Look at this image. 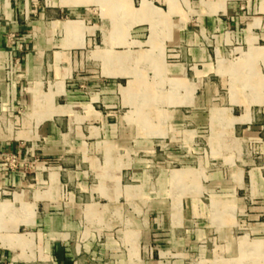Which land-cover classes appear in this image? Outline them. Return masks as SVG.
<instances>
[{
  "label": "crops",
  "instance_id": "obj_1",
  "mask_svg": "<svg viewBox=\"0 0 264 264\" xmlns=\"http://www.w3.org/2000/svg\"><path fill=\"white\" fill-rule=\"evenodd\" d=\"M36 1L0 0V151L23 157L44 137L46 157L59 158L65 128V142L75 145L67 162L58 160L47 172H36L35 188L24 170H9L0 156V264H186L169 254L179 255L186 245L199 250L198 242L214 230L228 239L233 212L246 207L239 190L249 182L264 196L261 168H234L228 163L233 155L218 151L224 138L233 141L239 134L248 158L251 148L264 158V0H247L241 14L240 0L183 3L191 1L199 21L221 32L215 56L220 58L218 52L230 45L245 49L240 60L226 61L218 71L241 80L235 91L239 115L224 114L213 102L216 87L207 81L213 54L203 49L197 29L188 26L178 0H140V6L136 0H110L93 25L88 6L94 0H53L33 7ZM123 14L128 26L117 21ZM108 16L109 35L103 29ZM96 35L112 48L122 43L148 48L99 51L101 69L94 76L109 81L93 96H79L69 82L78 50ZM177 46L194 63L193 79L185 74L181 55L170 54ZM201 60L202 67L197 65ZM47 64L56 77L43 93ZM18 72L26 74L31 91L17 83ZM214 73L213 78L219 76ZM29 103L39 111V129L24 125L10 135L4 116ZM77 103L84 110L79 118L70 114ZM100 104L125 108L128 120L107 118L96 111ZM187 110L192 111L190 129ZM123 125L146 150L153 149L152 141L170 138L173 146L183 143L194 151L172 149L169 156L181 167L161 171L155 181L133 148L129 153L117 149V143H126L116 135ZM217 156L222 161L213 168L210 159ZM74 183L83 189V203L73 192ZM249 211L253 238L229 247L221 264H264V202Z\"/></svg>",
  "mask_w": 264,
  "mask_h": 264
},
{
  "label": "rangeland",
  "instance_id": "obj_2",
  "mask_svg": "<svg viewBox=\"0 0 264 264\" xmlns=\"http://www.w3.org/2000/svg\"><path fill=\"white\" fill-rule=\"evenodd\" d=\"M95 2L88 6L91 19V25L98 24L100 22L99 19V11L100 10H108V3L111 2L110 0H94ZM181 3V6L183 7L184 0H178ZM247 0H240L239 5V12L240 14L245 12L247 10L246 5ZM53 3V0H37L35 4H33V7H38L39 5L43 4L51 5ZM136 6H140V0H136ZM185 13L188 14V26H194L198 33L200 34L204 44L203 49L207 54H213L212 58L210 59L213 67L211 73L212 78H208L207 81H212L216 87V93L214 96L213 102L217 104L216 106L218 108L224 109V114H235L239 115L242 110L238 108L235 104L237 95L235 94V91L238 86L241 87V80L236 78H233L231 75L230 77L225 73H220L219 67L221 65H224L226 61H236L240 60L241 56L243 54V49L241 44L236 45H230L226 46L224 49H222V52L220 53V58L215 56L213 53L216 49V52L218 51L217 46L220 43V34L221 32H212L210 31L206 25L201 23L199 21V14L195 11V7L193 6V3L186 2L185 6L183 7ZM182 10V11H183ZM183 11V12H184ZM226 17V16H225ZM105 20L106 26H103V29H105V32L107 35H109L110 31V20ZM111 18V17H110ZM227 18H231L230 16H227ZM113 19V16H112ZM117 21H121V26H128V17L126 14L121 15L120 19ZM142 21V20H141ZM127 23V24H126ZM138 26H147L144 23H139ZM137 26V25H133ZM155 26H161L160 23H156ZM112 33V32H111ZM125 32L123 31V36ZM97 37V35H96ZM124 39V37H123ZM123 42V41H122ZM105 42L103 44L101 42V39L97 37L94 42H92L90 45H87L81 49L78 50L79 55V63L75 65V72L70 80L69 83H71V88L78 92L79 96H82L83 94L86 96H93L96 92H98L101 89L100 84L107 83L109 80H107L106 77L103 76H94L96 75L97 71L101 69V66L99 65L97 61V55L99 51H104L108 49H114L118 52L125 51L127 49H139L148 48L146 45L139 44L135 45L133 47H128L129 44L122 43L121 47L112 48L108 46V43ZM138 46V47H137ZM175 50H171L170 54L177 53L180 54L182 57V64L183 68L185 70V74L189 76L191 79L193 77L190 75V68L193 67L194 63L192 60H189L187 58L186 52L184 50L183 46H177L173 48ZM245 50V49H244ZM82 57L84 58V64H82ZM205 60H201L200 62H197V65L202 67L204 65ZM152 71V70H150ZM211 71V72H212ZM216 72L219 74L217 77L214 75ZM150 75L154 77V74L152 72H149ZM17 83L22 87V89L26 92L31 91L30 85L28 84L26 74L24 72H18L17 73ZM56 73L53 69L50 68V66L47 64L45 72L43 74V86L41 88L42 92H48L49 88L52 87L53 81L55 80ZM151 80V79H150ZM206 81V82H207ZM125 85V83H123ZM70 88V87H69ZM70 88V89H71ZM241 89V88H239ZM78 104V103H77ZM79 106H73L70 109V114H74L75 117L79 118L81 114L83 113V109L81 108L80 104ZM96 111H99L100 114L106 116L107 118H110L113 121H123L126 122L128 120V111L125 108H116V109H110L106 108L105 106H95ZM220 112V111H218ZM262 114V110L259 111ZM192 111L187 110L186 111V121L185 125L187 129H190L193 127L192 119L189 117L191 115ZM222 113V112H221ZM230 114V115H231ZM7 116H4L3 121L5 123V126L7 127V130L9 131L10 135H15L18 130L21 127H24V125L28 126L26 129L34 130L39 129L40 124L36 121L39 119V111H34L31 108V103L27 104L26 106L19 107L16 111H10L6 113ZM226 116V115H224ZM223 117V115H222ZM40 122V120H39ZM30 126V127H29ZM69 130L66 128L61 132L62 141L60 142L61 146V153L59 154V158H56L57 156H54L52 158L46 157V147H47V141L44 139V137L38 138L34 149L30 151L25 156H20V154L17 151H11V150H5L0 151V156L2 160L5 162L9 170H24L26 173V179L29 186L35 188L37 186V177L36 172L43 171L47 172L48 168L51 167V165H57V161L61 160L62 162H67L70 158V152L72 151L71 147H73L75 144L72 142L67 143L65 142L64 135L68 133ZM133 132V130L130 127L118 126L116 128V135L117 138L125 139L126 143H117V149L119 151H122L123 153L126 152V150L131 152V148L134 149L133 155L136 158L142 159L144 168L150 173V177L156 181L158 179L159 173L163 170L171 171L177 168L181 167V164L178 160L173 159L169 156V152L172 151V149H181L186 150L188 152L194 151L193 148H189L187 145L183 143H178L176 145H172V142L170 141V138L164 139V140H154L152 141V147L151 150H146L145 148H141V145L139 144V138L138 137H131L130 134ZM264 132V130H263ZM240 133V132H239ZM116 138V139H117ZM235 140L229 141L230 138H224L221 143H219V155L225 156L227 155H233L232 158L228 160V163H230L234 168H246V170H249L253 167H259L264 171V158L261 154L253 152L252 148L251 151L249 150L250 158L247 157V155L244 152V149H242V143L240 139V135L234 137ZM228 140V141H226ZM26 145H32V144H26ZM202 150L206 153V145H201ZM208 156L210 158V153H208ZM216 159H210V166L215 168L218 167L222 159L221 157H214ZM76 163H74V167H76ZM130 180V177H128ZM247 182L238 192V196L243 200L245 208H237L235 212H233L232 218L234 219L233 223L229 225L228 232H229V238L225 239L219 236V233L215 230L205 236L202 240L198 242L199 250L195 251V249L192 247V245H186L181 253L178 255L176 251L169 254V257H181L185 261L186 264H213L214 261H216V264H221L222 260L225 259L226 251L229 247L235 246L237 247L240 242L244 240H250L253 238L252 234V228H251V219H250V208L256 206L258 202H264V196L257 195L256 192H254L253 187H251ZM15 189L13 187H9V190L11 192H14ZM32 190V188H25ZM19 193H23L24 191L18 190ZM73 192L76 194L79 201L83 203L84 196H83V189L81 186L77 183L73 184ZM31 197V196H30ZM29 195L26 194L24 197L26 201H31ZM23 198V199H24ZM257 259H255L256 261ZM215 263V262H214Z\"/></svg>",
  "mask_w": 264,
  "mask_h": 264
},
{
  "label": "bare ground",
  "instance_id": "obj_3",
  "mask_svg": "<svg viewBox=\"0 0 264 264\" xmlns=\"http://www.w3.org/2000/svg\"><path fill=\"white\" fill-rule=\"evenodd\" d=\"M70 3H80V0H74V1H71Z\"/></svg>",
  "mask_w": 264,
  "mask_h": 264
}]
</instances>
